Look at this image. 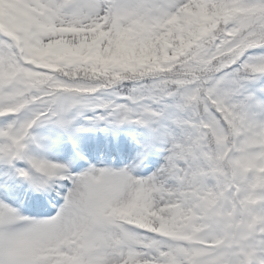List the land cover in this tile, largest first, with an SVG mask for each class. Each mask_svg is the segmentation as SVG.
Masks as SVG:
<instances>
[{
    "label": "snow or ice",
    "instance_id": "snow-or-ice-1",
    "mask_svg": "<svg viewBox=\"0 0 264 264\" xmlns=\"http://www.w3.org/2000/svg\"><path fill=\"white\" fill-rule=\"evenodd\" d=\"M0 264H264V0H0Z\"/></svg>",
    "mask_w": 264,
    "mask_h": 264
}]
</instances>
